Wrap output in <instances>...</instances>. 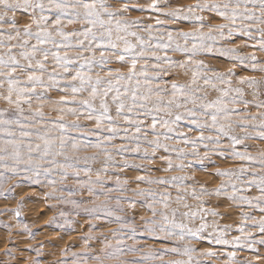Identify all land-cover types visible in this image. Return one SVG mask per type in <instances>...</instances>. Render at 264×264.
<instances>
[{"label": "snow or ice", "instance_id": "obj_1", "mask_svg": "<svg viewBox=\"0 0 264 264\" xmlns=\"http://www.w3.org/2000/svg\"><path fill=\"white\" fill-rule=\"evenodd\" d=\"M0 104V198L81 229L52 264H264V0H0Z\"/></svg>", "mask_w": 264, "mask_h": 264}, {"label": "rangeland", "instance_id": "obj_2", "mask_svg": "<svg viewBox=\"0 0 264 264\" xmlns=\"http://www.w3.org/2000/svg\"><path fill=\"white\" fill-rule=\"evenodd\" d=\"M179 3L188 4L194 2V0H178ZM133 15H139L138 13H133ZM221 68L226 67L225 64H219ZM3 107V104H0ZM264 148V144L258 145ZM220 167H229V163H223L217 161ZM199 168V166H197ZM212 170V166H209V171ZM195 177L197 181L206 183L209 187H214L219 181L205 173L204 171L197 170L195 172ZM48 191V189H42L39 186L24 187L16 189V198L10 200H4L0 198V212L4 213L0 215V221L9 224H15V220L5 209H15L17 202L19 200L24 201V206L21 211L22 219L28 223L30 229L36 234L35 240L29 239L26 233L17 235L21 232L20 229L13 227V234L11 237V242H9V237L7 235V230L0 227V260H9V257L5 256V251L11 249L15 255L21 258L26 264L28 258L34 253H29L27 247L29 244L38 246L43 244L42 249L44 256L43 260L45 264H52L53 261L59 258V250L73 242L79 241V234L81 229L77 227L75 233L65 234L64 230L55 228V226H49L47 222L56 213L57 210H49L48 204L55 203V201H45L43 198V193ZM192 202V201H190ZM194 203V202H192ZM212 206L216 207V210L223 215V219L220 220V224L223 226L225 224H231L233 227L239 222V216L237 215V210L228 206V201L220 200L219 202L213 201ZM259 215V213H257ZM79 219V218H77ZM211 219V218H210ZM218 219V218H217ZM81 223L83 221L81 220ZM113 227H115L113 225ZM107 229H105L106 231ZM61 237H63L61 239ZM55 239V240H54ZM25 250L21 253L19 250ZM77 251L80 250L79 243L76 248ZM264 251V249H262ZM19 252V253H18ZM242 256L251 255L248 252L241 253ZM11 264H17L16 261H12Z\"/></svg>", "mask_w": 264, "mask_h": 264}, {"label": "bare ground", "instance_id": "obj_3", "mask_svg": "<svg viewBox=\"0 0 264 264\" xmlns=\"http://www.w3.org/2000/svg\"><path fill=\"white\" fill-rule=\"evenodd\" d=\"M55 240V239H54ZM19 253V252H18Z\"/></svg>", "mask_w": 264, "mask_h": 264}]
</instances>
